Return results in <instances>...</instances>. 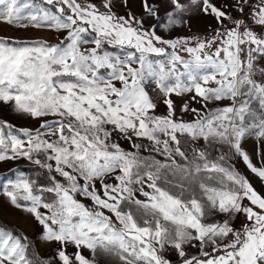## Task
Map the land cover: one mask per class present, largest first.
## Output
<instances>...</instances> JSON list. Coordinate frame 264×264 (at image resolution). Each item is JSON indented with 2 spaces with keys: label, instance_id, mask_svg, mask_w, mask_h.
<instances>
[{
  "label": "snow or ice",
  "instance_id": "obj_1",
  "mask_svg": "<svg viewBox=\"0 0 264 264\" xmlns=\"http://www.w3.org/2000/svg\"><path fill=\"white\" fill-rule=\"evenodd\" d=\"M194 2L220 25L210 37L165 38L155 26L145 29L131 12L116 15L112 0H103L105 11L81 0H44L55 11L40 7L26 16L21 12L27 4L0 0V21L66 32L58 43L0 37V102L43 121L35 130L0 122V161L27 159L46 170L50 181L37 186L18 172L4 194L42 226L41 240L60 245L61 264H95L98 250L123 264H172L169 248L182 264H264V194L227 163L226 154L210 160L205 151L192 149L189 160L180 138L227 144L264 180V166L253 164L241 147L246 135L264 139V67L255 63L264 57V0L255 5L237 0L239 13L249 9L247 18L232 16L214 0ZM171 3L185 11L181 0ZM143 7L157 15L148 0ZM168 17L165 29L182 23L174 13ZM88 44L93 46L84 47ZM106 44L121 52L104 50ZM150 82L154 88L146 87ZM187 93H194L193 101L231 103L204 113L185 102L181 111L196 116L185 121L176 117L172 97ZM160 103L166 115L155 114ZM114 136L135 150H126ZM134 138L150 141L166 161L142 156L143 145ZM176 156L187 163H177ZM169 173L186 177L188 188L179 184L176 193L162 187L171 185ZM215 213L229 218L209 222ZM236 214L246 218L240 229L230 222ZM192 241L199 243L200 256L185 251ZM69 245L77 251L69 254ZM0 264H55V258L42 259L26 234L0 224Z\"/></svg>",
  "mask_w": 264,
  "mask_h": 264
},
{
  "label": "rangeland",
  "instance_id": "obj_2",
  "mask_svg": "<svg viewBox=\"0 0 264 264\" xmlns=\"http://www.w3.org/2000/svg\"><path fill=\"white\" fill-rule=\"evenodd\" d=\"M83 3H94L97 7L100 8L101 11H105L103 8V0H81ZM250 4L255 5L258 0H249ZM149 5H154L156 7L157 15L150 16L146 13L143 7V0H112V8L111 11L116 13L118 16L127 17L129 12L132 15L136 16L138 19H143L144 28L150 29L153 26L156 27V31L158 35H161L165 38H175L181 36H201V37H210L213 35V30L220 27L217 24L216 19L212 15H205L200 9L201 4L199 2H194V0H181V3L185 5V11L177 12L174 9L171 0H148ZM217 6H225V10L229 12L232 16L236 18H247L249 15V9L246 8L245 13H239L237 9V0H214ZM27 4L28 7L22 8L21 15L26 16L30 12L37 10L40 7L47 8L51 11H55L52 6L46 5L44 0H18V7ZM3 5H0V8H3ZM174 13V18L182 21L179 25H174L171 28L165 29L163 25L168 22V13ZM24 23H27L25 20ZM250 23V21H249ZM225 24L228 27H232L231 22L225 21ZM252 27L260 32L262 29L259 26L252 25ZM66 32H60L48 28H34L29 26L27 28L21 27L19 24H7L3 21H0V37H11L17 39H44L51 43H58L64 36ZM87 39H91V36H87ZM93 45L88 44L84 47H92ZM215 46H213L214 50ZM104 50L109 52L120 53L121 50L118 47H114L112 45H105ZM181 55H184L187 58V54L181 52ZM257 69L264 67V57H258L256 60ZM257 79H261L259 76V72L257 71L256 77ZM261 82H264V79H261ZM149 89L154 88L155 85L153 83H149L146 85ZM151 94V93H150ZM194 93H187L183 96H173V100L176 105V117L179 119H183L185 121H191L196 119V116L191 112H183L181 111L182 105L187 102L191 108H196L201 112H209L218 108H223L228 106L231 101H212L205 102L201 98L197 97L195 101L191 99V96ZM207 104L205 108L204 105ZM252 107L259 113V105L256 101L252 102ZM156 115H166L167 108L164 104L160 103L155 110ZM44 119L51 120L52 117H46ZM7 121L8 123L14 125L18 128H29V129H37L40 127V124L43 122L41 119H34L25 114L18 113L13 110L11 104H4L0 102V122ZM164 138L163 136L161 137ZM181 138V147L182 150L185 151L186 155L189 156V160L192 159V149L202 150L208 155L210 160H216L220 155L226 154L228 159L227 163L231 164L238 170L242 175L247 177L250 183H252L253 187L256 188L258 192L264 194V180L259 178L257 174L251 172V170L247 167L246 162L242 160L239 156L235 155L227 144H223L218 140H213L209 138V140H204L203 138L197 139L195 141H191L187 137ZM122 147L126 150L134 151L132 148V143L125 140L123 137L114 136ZM134 143H140L143 145L141 148V155L145 157H155V159L160 160L161 162L166 161V157L162 154L155 153L152 151V144L145 138H134ZM241 147L244 151H246L250 158L252 159L253 164L257 167L264 166L262 165V161H264V139L257 138L255 135H246L245 138L241 142ZM177 163L186 164L179 156H176ZM29 167L28 173L22 171V168ZM36 165L31 163L27 159H17V160H7L0 161V224H8L15 226L19 231L26 234L29 239L33 242L35 250L38 251L40 257L42 259L55 258V264H61L58 257H56V250L60 247L58 243H48L40 239V235L43 231L42 226L38 224V222L26 211L16 208L13 206L5 193V188L9 187V181H15L17 179L18 172H23L30 179L35 180L37 186L39 185H50V181L48 179L47 173L45 174V179L42 180L39 176L37 177L34 168ZM38 167V166H37ZM19 168V169H17ZM13 173L9 175V172L15 170ZM54 174V173H53ZM204 174H201V178H203ZM58 179L60 177H57ZM168 180L171 181V185L161 184L162 187H169L170 190L179 193V187H176L179 184H184L185 189L188 188L189 180L184 177L182 174L177 173L176 175L168 174ZM107 182L115 183L112 179H107ZM99 187V184L97 185ZM10 190V187H9ZM145 190H149L145 188ZM187 194V193H186ZM137 198L144 200L145 198L137 192ZM46 198H50L49 194H45ZM82 201L88 205H91V201L82 198ZM29 203V202H22ZM245 205H248L249 202L245 200L243 202ZM41 211H46L45 209H41ZM228 215L224 213H215L214 215L209 217V222H222L225 219H228ZM231 224L234 228L240 229L242 224L246 222V218L243 214H236L231 218ZM11 229V228H10ZM210 250V249H205ZM77 249L74 246L69 245L67 247V252L69 254L75 253ZM82 253L92 260L93 254L91 250L81 249ZM185 251L189 256H200L201 250L199 243L197 241H192L191 244L185 245ZM166 256L169 260L172 261V264H182L181 258L178 257L177 253L172 249H167ZM95 264H123L122 261L119 260L117 256L114 254H106L100 253L99 250L95 256Z\"/></svg>",
  "mask_w": 264,
  "mask_h": 264
},
{
  "label": "trees",
  "instance_id": "obj_3",
  "mask_svg": "<svg viewBox=\"0 0 264 264\" xmlns=\"http://www.w3.org/2000/svg\"><path fill=\"white\" fill-rule=\"evenodd\" d=\"M7 129H5V135H7ZM17 169H19V168H17ZM17 169H15V170H12L11 172H9V175L11 174V173H13L14 171H16ZM28 169H29V167H25V168H22V171L24 172H26V173H28ZM34 170H35V172H36V175H37V177L39 176L42 180H46L45 179V174L47 173L46 172V170H44V169H42V168H40V167H35L34 168ZM47 175H49L48 173H47ZM2 225H4V226H6V227H8V228H11V229H13L15 232H17V233H22L21 231H19L15 226H12V225H8V224H2Z\"/></svg>",
  "mask_w": 264,
  "mask_h": 264
}]
</instances>
